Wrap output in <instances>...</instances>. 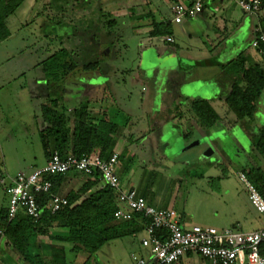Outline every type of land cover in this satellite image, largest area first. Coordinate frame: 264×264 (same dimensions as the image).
I'll return each instance as SVG.
<instances>
[{"label":"crops","instance_id":"1","mask_svg":"<svg viewBox=\"0 0 264 264\" xmlns=\"http://www.w3.org/2000/svg\"><path fill=\"white\" fill-rule=\"evenodd\" d=\"M51 1L42 3L40 0H23L14 13L6 19L5 24L9 36L0 41V60H11L20 53L28 54L29 58L34 57L33 53L38 52V48L34 46V43L38 39L44 40L45 35L57 33L50 18L62 16L60 10L63 9H60L59 5L53 6ZM177 1L187 2L188 0H74L73 5L70 7L69 18L87 22L92 17L94 20L91 26L94 27L95 39L99 42L98 52L94 54V57L100 58L99 72L82 74L83 76L86 75L84 76L85 81H80L81 83L77 85L76 83L69 84L66 88H64L65 86L47 84L40 62L47 57L49 51L41 50L44 51L41 54V60L34 62L28 71V73L33 72L34 75L31 77L30 83L24 84L23 88L28 93L29 104L35 107L33 110L34 126L32 136L34 139L36 137V143H40L41 105L50 98H56L60 106L61 98L82 101V97L90 95L83 93V91L92 93L102 88L109 78V73L117 74L126 69L127 65L125 66L124 60L127 54V42H139L136 51L139 61H143V54H148L149 59L151 58L154 65L157 66L156 68H158H155L156 76L159 74L160 67L167 60L174 57L173 53L175 52L169 47L170 44L174 43V39L172 35L150 36L155 24L167 27L174 25L176 29L184 31L185 41L196 40L201 43L203 53L197 51V54L203 58L201 60L203 66H208L206 60L209 61L210 69L197 75L194 74V76L193 73L191 75L187 73V75H184V84L179 89L176 86L168 88L172 98L179 100V106H184V114L181 112L178 114V121L181 120V123H177V119L173 120L171 115L166 113L168 110L163 109L164 107L158 109L163 115L155 123L153 119L149 122L148 119L141 120V127L133 128V122L135 121L128 119L127 125H130V127L128 129V126H120L113 149V155L117 159L116 171L121 188H134L149 205L158 210H175L181 226L188 228L194 225L200 226L196 222H201L200 218H196L194 212L186 209L189 192L199 187V192L205 194L206 187L211 179L222 177L216 174L219 169L226 170L232 165L237 170L236 177L238 171H242L246 167H258L264 172V158L254 150L252 145V136L257 135L258 126L264 127L262 102L258 103L255 113V120L257 119L262 124L253 125V130L249 133L242 130L243 128L236 117L227 109L224 103L225 96L230 91V86L222 82L220 70V66L234 59L239 53H242L246 58V65L248 66H257L264 69V62L263 58L250 47L251 40L254 37L252 36V29L254 28L255 15L243 13L238 8L236 0H206L202 12L194 19L175 24L172 21L171 8ZM215 7L217 11L213 10ZM262 11L264 9H261L260 12ZM79 25H82V22ZM24 29L26 30L24 31ZM258 29H261L260 23H258ZM168 36L172 38V42H166L165 38ZM157 40L164 44L166 50L164 53H160L157 49ZM116 44H121V50L120 48L115 50ZM179 63L186 68L196 66V61L193 58H184V62L179 59ZM0 81L3 82L1 78ZM4 87L7 88L8 86L4 85ZM23 88L21 87V89ZM60 90H64L63 95ZM55 91H59V94ZM9 98L7 90L0 94L1 113V108L8 106L9 101L7 99ZM102 98L100 96L94 98L89 96L88 99L96 103V106L90 105L88 111L92 117L106 116L110 118L109 110L103 107ZM195 100L209 102L221 118L220 123L204 130L191 110L192 103ZM161 101L163 102V100ZM88 102L89 104L92 103ZM3 118L0 114V135H2L0 136V178H13L19 172H29L42 167L47 159L44 152H42V156L38 154L32 155L31 158L26 157L28 155L27 147L30 145L27 143L28 141L24 143L27 151H15L16 156L21 154L23 157L21 156L17 160L12 159V161L11 158L9 160L5 158L4 146L13 147L11 143H13L14 137L6 136L4 132L1 133ZM145 122L149 124L146 125ZM3 133L5 136H3ZM30 133L26 130L24 134L21 133L20 137L29 140ZM140 138L157 139L162 146V153L166 154L171 161H178L183 156L184 159L181 160H184V162L180 164L183 167L182 170L184 169V174L176 172L170 178H166L165 182L158 187L143 186L140 181L136 180L137 167L132 165L131 158L127 161H119L122 155L129 150V147ZM222 140H224V143ZM16 165L17 167L13 168L15 171L12 172V167ZM85 180L86 178L78 177L75 173H68L61 178L57 187V194L64 198L68 194L75 193L83 187ZM172 181L175 182L170 191ZM102 187L103 185L99 182L90 192L97 191ZM245 190L244 188H233L231 184H224L222 194L218 193L215 196L216 201L217 198L219 199L218 202L224 200L220 202L224 207L223 210L219 211L217 209L218 211H215L214 216L219 218L215 220L214 224L218 223L219 227L213 228L220 230L239 226L241 231L251 232L262 227L263 221L261 224L259 223L258 213L251 206ZM4 193L3 187L0 185V212L7 209ZM206 193L209 194L208 191ZM81 196L86 197L87 195L83 194ZM128 232L126 236L110 242L119 241V245H122L124 243L123 239L135 237L139 233L145 237L143 227L136 221L128 229ZM48 235L51 237H65L67 229L51 227L48 229ZM141 239L137 240L138 246L135 250L130 251L129 256L132 253L144 254L145 251L140 248ZM47 242L50 246L60 247L62 255L55 256L53 252L49 253L48 249L45 254L42 249L43 243ZM110 242L104 245H109ZM36 245L44 264H55L54 261L56 260L62 264L61 259H63V264H83L86 261H80L79 253L78 255L75 254L77 251L73 250L72 244L68 242L51 240L45 235H39L36 239ZM107 247L111 250L110 246ZM68 252L70 256L73 254V258L67 257ZM0 264H27L6 236L0 239ZM93 264H101V261ZM177 264L211 263L195 254H186L180 258Z\"/></svg>","mask_w":264,"mask_h":264},{"label":"trees","instance_id":"2","mask_svg":"<svg viewBox=\"0 0 264 264\" xmlns=\"http://www.w3.org/2000/svg\"><path fill=\"white\" fill-rule=\"evenodd\" d=\"M22 1L0 0V41L9 36L5 21ZM261 6H264V0L261 1ZM50 20L54 23L57 33L45 35L43 47L40 48L49 51L47 57L40 62L46 83L64 86L68 75L77 69L82 71L81 75L99 72L100 58L94 57L99 49L94 27L88 25L79 31L70 25L63 24L58 27L55 19ZM259 23L260 31L264 34V18ZM166 35H170L168 27L157 24L150 32L152 37ZM220 70L222 82L230 86L224 103L241 127H244L243 130L249 133L255 125L254 115L264 92V69L246 65V58L239 53L234 59L220 66ZM61 100V106L56 98H50L41 105L42 128L39 140L44 155L48 158L52 151H57L60 157L87 155L93 160L109 159L113 155L120 125L111 117H92L88 111L90 106L88 101H78L76 105L69 107L64 99ZM191 110L204 130L214 127L221 121L207 101L195 100ZM252 145L264 158V127L258 126L257 135L252 136ZM242 172L264 198V172L258 167H246ZM75 174L86 178L83 187L64 197L66 205H60L54 213L47 208L44 209L37 222H34L24 210H20L9 222L6 209L0 212V230L27 264H44L36 245L39 235L71 243L73 250L85 251L89 259L104 244L126 236L129 233L128 229L135 223V220L114 219L118 197L116 190L105 186L90 192L100 182L97 174H94L93 178L81 173ZM62 177L58 175L48 178L52 183V194H57ZM83 194L87 196L82 197ZM49 199V195L41 196V205H47ZM51 227L67 229V235L51 237L48 235V229ZM261 255L264 257V245L261 246ZM88 259L83 264H88ZM61 260L63 264V259ZM58 262L54 261L55 264H60Z\"/></svg>","mask_w":264,"mask_h":264},{"label":"rangeland","instance_id":"3","mask_svg":"<svg viewBox=\"0 0 264 264\" xmlns=\"http://www.w3.org/2000/svg\"><path fill=\"white\" fill-rule=\"evenodd\" d=\"M48 1L50 2V0H40V2L42 3ZM51 3L53 6L59 5L60 9H63L60 10V12L63 15H66L64 17L57 16L53 18L55 19V21H57L56 23L58 27H61V25L64 24L68 26L70 25L72 28L76 27V29L82 31L83 27H87L88 25L91 26V23L94 21L92 17H90V21L87 20V22L77 19L71 20L69 18L70 7L73 5L74 0H52ZM262 9H264V6H262ZM55 13L58 14L57 12ZM263 18L264 11L260 12L257 16H254L255 23L254 28L252 29V36L255 35V31L257 32L258 23ZM78 22H82V25H79ZM25 30L26 29H24V31ZM168 31L174 39V43L170 44L169 47L172 48L174 50L173 52L175 53H173L174 57L172 59L167 60L163 64V66L160 67L159 74L157 76L155 73V68L157 66L154 65V62L153 60H151V58L149 59L148 54H143V61H139V57L136 52L139 42H127V54L126 59L124 60L125 66L127 65L126 69L123 70V72H119L117 74L109 73V78L102 88L95 90L92 93H90L89 91H83V93L85 94H90L89 96L91 98L98 96H100V98L103 97V107H106L109 110L110 117L122 127L128 126L127 128L129 129L130 125H127L128 119H130L131 121H135L133 122V128L141 127V120L145 121L148 119L149 122V120L153 119V122L155 123L162 118L163 114L158 110L162 107H164V110H168L166 113L170 114L173 120L177 119V123H181V120L180 122L178 121V114L180 112L184 114V106H179V100L172 98L171 92L168 88L176 86L177 89H179L180 86L184 84V75H187V73L188 75H191V73H193L192 75L194 76V74L197 75L204 70L210 69L209 61L206 60L208 66H203L201 61L203 58L199 57V55L197 54L198 52L201 53L203 51V45L201 43L197 42L196 40H192L191 42L185 41L186 39H184V31L179 30L178 28L176 29L174 25L170 27L168 26ZM42 42V39H38L37 42L34 43V46L38 48V52L33 53L34 57L29 58L27 56L28 54L20 53L19 55H16L18 57L15 56L11 60H0V68H2L0 69V78L1 80H3L2 83L0 81V94L7 90L8 98L10 97L9 99H7L9 101L7 103L8 106L6 108H1L2 113L0 112V114H2V117H4L1 124V133L4 132L6 136L10 135L14 137L13 143H11L13 144V147L4 146V153H6L5 158L7 160H9L10 158L11 161L12 159H20L22 155L19 153L20 155L16 156L15 151L24 152L26 150L24 147V143H26V141H28L27 143L30 144L27 147L28 151L26 150L28 152V155L26 157L31 158L32 155L38 154L39 156L43 155L41 144L36 143V137L34 139L32 136V129L34 126L33 110L35 107L29 104V101L27 99L28 93L25 91V88H23L24 84L30 83L31 77L34 75L33 72L28 73L31 68L30 66L34 62H39L41 60V54L42 52H44L40 50V48L43 47ZM28 43L30 44V42ZM156 43H158L156 45L159 52L164 53V51H166L164 44H162L160 40H157ZM118 48H120L121 50V44L115 45V50H118ZM165 54L167 53L165 52ZM37 55L38 57L36 58ZM184 58H193L196 61V66L189 68L182 66V64L179 63V59L184 62ZM79 73H82V71L79 69H77V71H74L73 74L70 73L66 78L64 88H66L69 84L73 85L76 83L77 85L81 83L80 81H85L84 76L86 75L83 76ZM4 85L8 87L5 88ZM21 87L23 89H21ZM55 93L59 94V91H55ZM60 93L63 95L64 90H60ZM66 93L67 92L65 91V94ZM89 96L86 95L82 97V101L88 100L90 101V103L92 102L90 105L95 107L96 103L88 99ZM161 100H163V102ZM65 101V104L69 107H73L78 102L76 99H66ZM261 102V105L264 107V92L262 94ZM255 118L256 114L254 115L255 125L258 126L262 124V122H258L257 119L255 120ZM148 122H145L146 125L149 124ZM136 123L137 125H135ZM26 130H28L29 133L31 132L29 140L20 137L21 133L24 134ZM4 133L3 136H5ZM173 140L175 141L176 139ZM224 140H222L223 143ZM5 149H7L8 151ZM162 152V146L157 141V139L153 140V138H140V140L135 141L131 145V147H129V150L125 152L124 155H122L119 161H127L131 158L130 160L133 163L132 165H134V167H137L136 180L140 181L143 186L147 185L158 187L163 182H165L166 178H170L171 176H173L174 173L180 172L181 174H184V169L182 170L183 167L180 164L184 162V160H181L184 159V157L181 156L178 161H171V159ZM15 167H17V165L12 167V172L15 171L13 170V168ZM236 172V168L232 165H230V167L226 170L219 169L216 174L221 175L222 177L211 179V181L208 183V186L206 187L207 190H205L206 192H209L208 195L206 192L205 194H201L199 192V187L192 189L191 192H189L190 194L189 198L187 199L188 205L186 209L188 211L191 210L192 212H194L196 218H200L201 222H196V224L200 225L201 227H207L206 225L219 227L218 223L214 224L215 220H218L219 217H216L214 215L215 211L223 210L224 205L220 202L224 200H220V202H218L219 199L217 198L216 201L215 196L218 193L222 194L224 184H231L233 188L238 187L245 189L244 185L236 177ZM174 182L175 181H172L170 191ZM4 194L5 203L7 205L9 196L6 193ZM259 216L260 215L258 214L259 223L261 224L263 218ZM141 237H143V234L139 233L135 237L133 236L125 238L123 239L124 243L122 245H119V241L110 242L109 245H104L103 247H101V249L95 254L96 256L93 255L89 257V259L87 253L83 250L77 251V253L75 254L78 255L79 253L78 256L80 261L88 259V264H93L97 261H101V264H133L130 259L129 253L131 250L133 251L137 248V240L141 239ZM43 245L44 246L42 251H44L45 254L47 253L48 249L50 251L49 253L53 252L55 256L62 255L60 247L50 246L48 242L43 243ZM107 246H110L111 250H109ZM67 257L73 258V254H71L70 256L68 252Z\"/></svg>","mask_w":264,"mask_h":264},{"label":"built area","instance_id":"4","mask_svg":"<svg viewBox=\"0 0 264 264\" xmlns=\"http://www.w3.org/2000/svg\"><path fill=\"white\" fill-rule=\"evenodd\" d=\"M206 0L177 1L172 5V21L180 24L184 20L194 19L202 12ZM238 8L245 14L256 15L262 9L260 0H236ZM217 11L215 7L213 9ZM172 42L171 37L165 38ZM250 47L264 62V34L260 29L255 31ZM117 159L112 155L107 160H93L87 155L60 157L52 151L45 164L29 172H19L13 178H0V185L9 196L6 215L7 221L13 220L20 210L37 222L44 209L54 213L60 205H66L65 198L52 194V183L49 177L81 173L98 180L103 187L117 191V209L114 212L116 221L138 222L145 232L140 246L143 255L132 253L133 264H177L186 254H195L211 264H264L261 246L264 245V198L254 184L250 183L242 171L237 178L244 185L253 209L263 218L261 228L243 232L239 226L225 229L191 226L184 228L173 209L158 210L149 205L134 188L122 189L116 171ZM49 195L47 205L42 206L40 198ZM5 237L0 230V239ZM241 258L243 259L241 261Z\"/></svg>","mask_w":264,"mask_h":264}]
</instances>
